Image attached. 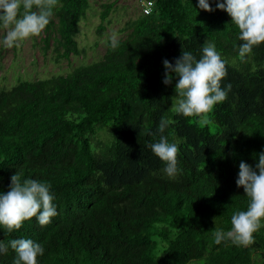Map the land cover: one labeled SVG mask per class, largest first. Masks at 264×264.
<instances>
[{"label":"trees","instance_id":"obj_1","mask_svg":"<svg viewBox=\"0 0 264 264\" xmlns=\"http://www.w3.org/2000/svg\"><path fill=\"white\" fill-rule=\"evenodd\" d=\"M152 1L151 14L127 22L100 61L0 87V190L16 172L50 182L58 210L47 225L32 218L0 228V240L41 242L40 264H264V227L247 245L214 238L247 208L240 161L254 165L264 151V43L241 60L240 30L215 2L209 12L198 0ZM102 7L99 36L116 5ZM90 8V0H58L43 38L57 61L82 54L79 24ZM209 43L228 61L221 83L232 88L203 124L172 111L176 80L163 83V60L174 64L182 49L199 57ZM162 117L174 123L160 133ZM160 135L180 146L175 177L147 147ZM15 255L9 247L0 264Z\"/></svg>","mask_w":264,"mask_h":264},{"label":"clouds","instance_id":"obj_2","mask_svg":"<svg viewBox=\"0 0 264 264\" xmlns=\"http://www.w3.org/2000/svg\"><path fill=\"white\" fill-rule=\"evenodd\" d=\"M58 0H0V25L10 26L2 43L7 47L19 46L27 38L39 35L46 26L57 7ZM215 7L225 10L239 28L237 45L241 60L252 54L255 46L264 43V0H198V8L214 11ZM23 9V11H21ZM35 9V10H34ZM197 12V8H194ZM113 45L117 44L115 35ZM228 61L222 57L215 44H205L199 57L190 50L182 49L180 57L173 64L163 60L165 85L175 83L177 99L172 104V111L178 116L198 117L199 122L207 124L208 113L225 101L232 85L222 86V80L228 75ZM178 78V79H177ZM174 121L162 117L157 125L160 133ZM153 154L165 165L164 172L175 177L182 169L179 167L180 146L170 142L168 137L160 135L159 139L147 145ZM256 163L244 160L239 163L236 179L237 187H242L249 197L246 210L235 211L231 216V227L225 233L219 229L214 233L215 243L220 244L225 237L237 245H247L254 239V233L264 227V151L255 157ZM55 193L50 182L25 178L19 172L11 176L6 191L0 190V228L9 232L18 230L27 220L35 218L41 225L52 222L58 215L54 203ZM14 250L13 264H40L38 257L45 253L43 244L32 238L21 236L8 241L0 240V254Z\"/></svg>","mask_w":264,"mask_h":264},{"label":"rangeland","instance_id":"obj_3","mask_svg":"<svg viewBox=\"0 0 264 264\" xmlns=\"http://www.w3.org/2000/svg\"><path fill=\"white\" fill-rule=\"evenodd\" d=\"M115 3L116 7L105 23V31L99 36L100 14L103 4ZM91 8L79 24L77 41L82 54L72 55L69 60L57 61L52 42L45 51L44 30L37 36L27 38L19 46L7 47L2 41L9 27H0V87L12 88L21 80L35 81L53 76L66 75L73 69L100 61L115 35L117 41L125 38L120 31L127 22L141 14L143 0H90Z\"/></svg>","mask_w":264,"mask_h":264},{"label":"built area","instance_id":"obj_4","mask_svg":"<svg viewBox=\"0 0 264 264\" xmlns=\"http://www.w3.org/2000/svg\"><path fill=\"white\" fill-rule=\"evenodd\" d=\"M154 2L152 0H143V5H142V12L145 15H149L152 12V8L154 7Z\"/></svg>","mask_w":264,"mask_h":264}]
</instances>
